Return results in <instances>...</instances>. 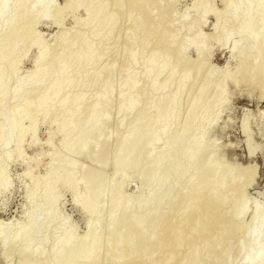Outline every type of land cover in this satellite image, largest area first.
I'll list each match as a JSON object with an SVG mask.
<instances>
[{
    "label": "bare ground",
    "instance_id": "6f19581e",
    "mask_svg": "<svg viewBox=\"0 0 264 264\" xmlns=\"http://www.w3.org/2000/svg\"><path fill=\"white\" fill-rule=\"evenodd\" d=\"M223 5L219 12L214 0H194L190 17L189 9L179 12L174 0H65L59 7L52 0H0V191L11 187L10 162L22 157L27 135L34 142L39 120L50 118L62 134L61 151L49 153L43 178L32 180L31 167L24 172L32 178L29 205L23 223L11 232L1 226L6 258L18 257V264H60L78 247L68 264H96L99 250L109 246L114 256L107 264H168L182 247L178 254L185 257H177L178 264H211L218 248L240 231L246 190L257 171L255 166L235 167L237 179L199 192L215 167H233L216 145L210 146L209 130L218 116L209 120L205 111L221 106L227 82L255 85L264 94V0H223ZM79 9L84 18L77 17ZM67 14L74 19L71 28L63 27ZM207 14L215 20L212 32L204 35L200 26ZM41 19L57 26L50 41L35 30ZM212 43L229 47L236 59L233 68L209 63ZM32 47L34 67L19 75L20 58ZM190 47L194 58L187 53ZM112 49L119 60L103 63ZM138 63L140 72L135 71ZM200 122L209 123L207 129H200ZM82 124L89 129L74 142L65 130ZM242 130L250 156L264 151L252 145L247 120ZM158 142L163 146L152 151ZM69 154H87L91 165L77 168ZM164 160L168 168L163 174ZM128 162L140 193L125 205L116 204L108 229L97 232L94 220L105 205L101 185L110 179L104 168ZM152 184L151 193L144 194ZM162 186L169 188L166 194ZM59 188L70 190L87 216L83 237L68 228L52 239V229L64 220ZM38 212L44 220L36 221ZM39 230L46 233L37 236ZM248 234L250 241L240 248L242 262L264 264V219ZM51 239L47 256L45 244ZM34 240L40 244L32 251ZM183 240L189 242L186 255L180 254Z\"/></svg>",
    "mask_w": 264,
    "mask_h": 264
},
{
    "label": "rangeland",
    "instance_id": "374dc122",
    "mask_svg": "<svg viewBox=\"0 0 264 264\" xmlns=\"http://www.w3.org/2000/svg\"><path fill=\"white\" fill-rule=\"evenodd\" d=\"M52 2L54 3V5L59 7L65 3V0H52ZM174 4L179 12H183L189 9L190 17H193V9H191V7L194 4V0H174ZM223 6V0H214L215 10H218L220 12ZM76 15L78 18H84L86 13L83 9H79ZM214 18L215 16L213 14H207L204 17V20L202 21V24L200 26L202 34L207 35L212 32L213 23L215 20ZM73 24L74 19L70 14H67L63 19V27L71 28ZM122 28H124V25L122 26ZM35 30L37 33H40L46 40L50 41L52 35H54L57 31V26L52 21L41 19L35 25ZM187 53L191 58L195 57V50L193 47L187 49ZM35 54L36 50L32 47L27 50L26 56L20 58L21 63L18 67L19 75H27L32 71L34 67L33 58ZM107 56L108 59L106 58ZM107 56H105L103 63L109 62L115 58L119 60V55L116 56L115 49H112ZM209 63L217 68H233L236 65V59L234 55L230 53L229 47H224L212 43V46L210 47ZM141 69L142 65L141 63H138L135 67V71L140 72ZM166 76L167 75L164 73L160 76V78L165 79ZM234 84L232 82H227L225 91L226 99L223 100L221 106L208 108L205 111V115L208 116L209 120H212L214 118L216 119L217 116L219 117H217V121H214L209 130L210 133L208 142H210L209 144L211 147L216 145L219 148V156L223 159L224 162H226V164L233 167L230 169L222 166L215 167L212 170L210 178H208V180L200 186L199 192L205 193L211 187L223 184V182L227 179H237L238 168V171H240V169H242L243 167L246 168L255 166V171H257L255 173H257V175L255 176V173L253 174L255 178H253L251 186L249 185L246 190V212L240 218V231L235 232L228 242L218 248L219 253L215 258L214 256L212 257V260L210 261L211 264H213V259L215 260L214 264L247 263L245 258H242L243 262L241 260L240 248L250 241L248 232L259 220L264 219V151L258 149L254 155L250 156L248 154L247 136L246 133L242 130L243 122L247 120L248 128L253 135L252 145L258 147L264 146V135L261 133V126L264 127V118L263 121L261 119V115L264 112V94L258 86L254 87L255 85H248V87H246L247 84ZM242 84L243 86H240ZM237 85H239L240 87H236ZM210 94L214 95L215 91L212 90ZM117 97L118 93H115L113 95L114 101L118 100ZM73 116L74 114L71 113L69 117ZM113 119L114 116H112V120ZM27 123L28 122L26 120L23 121L24 126H27ZM208 126L209 123L200 122L198 127L200 129H207ZM87 129L89 128L86 125L82 124L79 128H68L65 130V132L67 134H72L74 136V142H76L79 138L80 133ZM55 131L56 126L51 123L50 118L46 121L39 120L37 123V131L34 142H32V139L27 135L22 143V157L19 159H16L15 157L12 158L7 170V175L11 182V187L8 190L0 191V230L1 226H3L8 228L10 230L8 231L11 232V230H13L16 225L24 222L26 216L25 211L26 209H28L29 205L26 195L27 187L30 186L32 180L40 181L43 178L49 163V153H51L52 150H57L58 152L61 151L60 140L62 138V134ZM48 141H51V143H48ZM214 141H216L215 144ZM10 146L9 149L12 150L13 147L12 145ZM162 146L163 142H158L157 145H153L152 151L158 150ZM58 147H60V150L58 149ZM0 152H2L1 149ZM1 155L2 153H0V156ZM67 157L68 159H74L75 162L77 161V168L91 165L89 164L91 163V160L90 158H88L87 154H80L76 156V158H74L72 154H69ZM29 167L34 169L32 170V180L28 175L26 176L24 174V172H26ZM235 167L238 168L236 169ZM167 168V161L164 160L162 165L163 174L165 173V170H167ZM104 172L108 176V179H110L101 185V189L105 192V195L101 200V204L103 206L105 202V205L104 208H102L99 216H97L94 220L97 232L108 229L111 219V212L116 204H127L128 201L126 199L138 196L140 193L139 190H141L139 186L140 184L137 178H135L133 170L131 168V162L119 164L116 166H107L104 168ZM119 180L122 181V184L118 186V189H116L117 187L113 188V186L116 185ZM146 187L145 190L143 189L144 194H146V192L147 194L148 192L151 193L150 191L153 190L152 187H154V185L152 184ZM110 188L111 190H109ZM168 189L169 188L167 186H162L159 190L162 194H166ZM59 190L60 195H62L61 197H59L61 201H58V207H60L59 209L60 212H62L61 214L64 217V220L59 222L52 229V239L62 236V234L68 228H73L77 237H83L87 233L86 214L84 213L82 207L73 200L74 198L70 190L64 188H59ZM79 190L81 191V189ZM226 196L229 197V193L226 194ZM127 209L130 210L129 207ZM45 217L46 216L41 212H38L35 215L36 221H42L45 219ZM45 233L46 231L44 232V230H39L37 236H42ZM52 239L49 240L47 244H45V249L48 253L47 256L51 254L49 253V251L51 250L50 246L52 242H54V240L52 241ZM186 242L187 241L183 240L185 247L181 242V245H183L184 249L189 246H187V243L189 242ZM262 242L264 243V241ZM39 244V240H34L31 248L32 251L37 248ZM200 246L201 244L198 245V248L195 247L196 253H198V249H200ZM181 248L182 247H180V249L176 251L177 254L181 250ZM184 249H182L180 254H185L187 250L190 249V247L186 248L185 251H183ZM76 250L78 251L80 249L77 247ZM76 250L73 248L72 250H70V252H68V254L62 256L59 260V263L61 260H63L61 261V263L64 262L63 264H68L74 254V251L77 252ZM121 252L118 251L117 253L121 254ZM177 254L174 257H176L177 259V257L181 256L179 260L182 261L181 258H184L185 256L183 254L180 256L178 254L177 256ZM97 255H99V257ZM97 255L96 264H107V262L113 259L112 257L114 256L113 253H111L109 246L102 247ZM153 258L156 259L157 255ZM176 259H173L174 261H171V263L169 262L168 264H172V262H175L174 264H178L181 262H178V259L176 261ZM18 261V257H14L12 259L6 258L3 247L0 243V264H18Z\"/></svg>",
    "mask_w": 264,
    "mask_h": 264
}]
</instances>
